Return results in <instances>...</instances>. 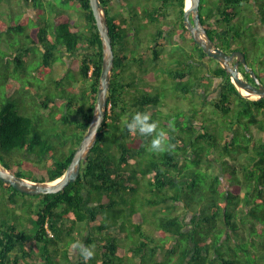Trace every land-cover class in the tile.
Returning <instances> with one entry per match:
<instances>
[{
    "label": "trees",
    "instance_id": "trees-1",
    "mask_svg": "<svg viewBox=\"0 0 264 264\" xmlns=\"http://www.w3.org/2000/svg\"><path fill=\"white\" fill-rule=\"evenodd\" d=\"M41 1L20 0L21 6L35 10L34 17L44 15ZM153 1L150 6L147 2L142 5V0H122L128 19L118 20L109 14V0H100L105 9L114 66L106 113L96 143L76 180L61 192L29 196L0 181V264H33L32 251L36 253L37 264H70L69 249L76 241L91 247L94 256L85 261L78 253L74 264H245L246 256L255 254L248 243L254 242L250 236L256 235L257 225L264 222V209L260 213L254 210L255 205L264 206V139H254L252 129L264 134V99L254 101L241 96L219 65L207 68L203 64L204 60L212 62V59L193 42L183 25L185 0ZM252 1L256 4L254 0H200L199 20L214 45L223 51H228L232 45L245 48L240 45L246 42V22L240 20L239 9ZM61 2L67 8L58 9L53 5L55 15L51 22L44 15V21L34 24L37 27L29 48L36 47L41 53L35 69L39 78H43L46 71L51 75L52 65L57 61L68 60L67 70L60 78L53 77L54 92L49 90L50 83L41 89L33 88L29 109H38V122L48 119L53 123L54 119H59L57 121H61L69 134L75 133L70 145L73 148L67 154L42 140L32 119L16 110L12 97L19 92L18 85L16 91H6L0 103V163L12 174L28 180L51 182L62 176L87 130L96 100L101 44L89 2ZM3 3L9 2L0 0V7ZM170 8L176 12L177 24L171 32L161 25ZM74 10L80 11L85 31L79 30L72 20ZM257 21L264 25V9L258 7ZM22 26V21L13 23L0 15L1 55L2 33L20 32ZM147 27L155 30L148 33L152 44L149 63L154 69L148 74L145 59H141L143 77L147 79L154 71L167 73L176 91L184 96L195 88L209 91L211 76L221 79L219 95L200 102L212 104L222 117L220 141L207 129L209 117L200 123L192 116L187 122L176 118L173 127L161 121L169 147L164 152L150 154L146 149L149 138L132 136L124 127V118L130 113L147 111L153 118L159 112L158 106L164 104L157 93L146 95L156 86H138L133 73L128 71L129 58L137 59L135 53L139 46V40L134 37L129 42L128 32L137 37ZM171 37L181 41V50L163 73L159 71H163V67L158 64L163 60L164 48L156 46V42L159 38ZM248 42L254 54L250 38ZM131 44L137 48H132ZM115 46H119L118 51ZM29 48L18 47L6 54L11 57L14 68L26 65ZM167 58L170 59L169 54ZM195 62L199 64L197 69ZM0 70H4L2 57ZM219 126L216 123L215 127ZM136 138L139 143L134 144ZM234 141L242 163L238 161V154L237 163L228 164L223 158L221 162L228 166L229 172L205 176L210 174L207 170L213 162L212 152L222 145L220 156H231ZM133 149L138 153H133ZM60 153L64 157L59 160ZM47 159L49 164L45 165ZM196 170L202 174L197 175ZM33 175L37 177L32 178ZM141 188L147 197L143 206L152 208L151 216L159 217L151 236L146 233L150 238L147 242L142 241L143 234L137 225L142 219L132 212L134 202L129 200V195ZM179 203L183 211L191 214L189 223L173 213ZM162 211L167 217L160 218ZM147 248L150 256L145 253ZM159 253L163 254L162 260L156 259ZM260 258L264 260L262 255Z\"/></svg>",
    "mask_w": 264,
    "mask_h": 264
},
{
    "label": "rangeland",
    "instance_id": "rangeland-1",
    "mask_svg": "<svg viewBox=\"0 0 264 264\" xmlns=\"http://www.w3.org/2000/svg\"><path fill=\"white\" fill-rule=\"evenodd\" d=\"M111 1V0H109ZM122 1V0H121ZM121 1H119L118 3L112 1L108 3V9L110 10L109 14L113 17H115L116 19L120 20L121 17H124L126 19L128 16V10L127 8H123L124 6L122 5ZM133 1V0H131ZM256 1V4L252 1L250 4H246L244 6H242L239 10H240V20L242 19L243 21H245V34H246V38H245V43H241L240 46H244L247 51L249 52V55L254 58L255 55H260L261 53H264V36L263 37H258L261 35H264V25H261V23H259V21H257V7L260 9H264V5L261 4V2H264V0H254ZM9 3H3L2 6L0 7V15L2 17V19L7 20V21H11L13 23H17L22 21V29L20 30V32L14 31L11 32L10 34H7L5 32L2 33V45H1V49H2V55L0 54V57H2V69H4L3 71L0 70V103L2 102V100L4 99L5 96V92L8 90H11V93L13 91H16V85H18L19 88V92L17 94L14 93L12 100L16 106V110L21 113V114H25L26 116H29L33 123L36 125L38 132L42 135V140L46 143V144H50L51 146H56L58 147L59 151H66L67 154L70 152V149L73 148L71 145L73 139H75V133H71L69 134L68 131L63 128V125L61 123V121H57L59 119H54L53 123H51L48 119H43L42 122H38L36 117H38V109L35 107H32L29 109V107L31 106V98L34 96L32 95V90L33 88L35 89H41L44 85H47L48 83H50V92H54V87L52 88V79L54 78H60L65 71L67 70V65H68V60L65 62H60L57 61L52 65V70H51V75L49 74L50 72H45L43 73L44 77L43 78H39L38 76H36L35 74V69L37 68V66L40 63V51L39 49H37L36 47H32L29 48L30 42H31V38L35 36V31H36V27L34 26V24H39V22L44 21L43 17L45 15V17L47 19L50 20V22L53 20L54 18V7L53 5H56V7L58 9H66L67 5L63 4L61 2V0H43L41 1L42 6H43V11H44V15H38L36 16L34 19H30L29 17H21V14H24V16H33L34 15V9L33 8H29V7H25V6H21L22 3L20 2V0H8ZM142 2H149L148 0H142ZM150 3L153 4L155 3L154 1L152 2V0H150ZM71 5H75L74 2H70ZM149 4V3H148ZM150 4V5H151ZM261 4V5H260ZM123 6V7H122ZM75 9V7L73 8ZM75 11V10H74ZM121 11V12H120ZM79 10L78 12H74V15H72V20L77 24L78 29L85 31L84 29V25L82 24V18H80L79 15ZM9 13V14H8ZM168 13L166 15V18L162 21L161 25L165 28V29H170V26L172 25V29L176 28V16H175V11L174 8H171L168 10ZM8 14V16L6 17V15ZM175 16V17H174ZM252 22V23H251ZM143 23V22H142ZM252 27V29H251ZM154 29V28H153ZM151 27H147L145 30H143L142 32H140L137 37L133 36V34H131L130 32H128V40L131 43L132 40L135 38L137 40H139L137 43L139 44L138 49L136 50L135 56L137 57V59H132L129 58V72L133 73V77H134V81L136 80L137 85L140 87L142 85H146V86H156V89H152L149 91V93H146L147 96H154L155 93H157V97H159L160 102H163L164 104L158 106V111L156 112L153 116V119L158 121V125H160L159 127L161 129H164L163 124L161 123V121H165L168 122L170 124V126H174V121L176 118H184V122L189 121V116H192V118L194 119V121L196 123H200L202 121H204L206 118L208 119L209 117V121L208 123V130L211 131V133L213 132L214 134H216V138L217 140L220 141L221 136H219L218 134L221 133V127L222 125H224V122L222 121V117H220L219 112H217L214 108L212 104L206 103L201 104L200 102H207L210 101L211 99L215 98L217 95V91L214 90H210V91H205L201 94V91H199V95L195 96L196 93H194L193 91L190 92L187 96L181 95L179 94V91H176V87L174 85L173 82L170 81V78L167 76L166 74H160L155 73L156 71H154V73L148 77L146 79V77H143V71H141V65L143 63V61H141V59H145V63H146V67L149 70L148 74L150 72L153 71V67L150 65L149 60L151 57V54L149 52V48L151 47V43H150V34L148 35V33L150 31H155L153 30ZM170 29V30H172ZM249 29H251L249 31ZM251 33H253L252 35L254 36V38L252 37ZM248 36V37H247ZM134 37V38H133ZM257 37V38H255ZM173 38V37H171ZM244 38V36H243ZM249 38L251 39V42L253 43L252 46H254L255 49V55L252 54L253 53V49L250 50L249 48ZM160 41V40H159ZM240 43V42H239ZM244 44V45H243ZM132 48H137V46L132 45ZM180 45L179 44H172L170 46H163L164 51H166L169 55H170V59L168 60V58L166 57V53L163 51L161 54V59H163L162 61H159V66L158 67H163V71L160 69V72L165 73L167 71V69L170 67V64L174 62V58L176 54H180ZM184 46V45H182ZM18 47L20 48H29V51L27 53V57H29V59H25L26 65L22 66L20 69H16L15 64L12 62L11 57L8 58V56H6L7 53L12 52V49H17ZM116 50L118 51V47L119 46H115ZM185 48H188V46L185 44L184 46ZM184 48V49H185ZM5 53V54H3ZM257 53V54H256ZM29 55V56H28ZM139 57V58H138ZM11 60V61H10ZM262 63L264 65V58H262ZM204 65L210 67L214 66V63L209 62L208 60H204L203 62ZM211 64V65H210ZM42 73V71H41ZM69 78V77H67ZM164 81V82H162ZM162 82V83H161ZM161 83V84H160ZM136 86V84H135ZM175 87V88H174ZM44 93L45 90H42ZM52 94V93H50ZM55 96V95H52ZM37 100V99H36ZM164 106V107H163ZM23 109H27L25 111H23ZM192 119V120H193ZM207 122V121H206ZM220 124V126L217 128L215 127V125ZM218 129V130H217ZM175 131H179V129L175 128ZM106 136H109V133H106ZM252 136L254 139H259L262 138L264 139V134L259 133V131L252 129ZM234 140L238 141L239 140L235 137ZM149 142V140H148ZM244 143H247V140H243ZM135 143H139L138 138H136ZM64 144H67V146H64ZM234 148L230 149V155L227 156H220L221 155V146H218L217 149L214 150V152H212L213 155V162L211 164V166L209 167V169L207 170L208 173L210 174H205V176H215V175H220L221 172H225L228 173L229 172V168H227L228 166H226V164H222V160L223 158L227 160L228 164H231L232 162L235 163L237 160V157L239 155V160L242 163L243 158L241 157V154H238V150L236 152L235 147L237 145V143L234 141L233 143ZM75 145V143H73V146ZM199 145V144H198ZM149 146V144H148ZM148 146H146L147 152L148 150ZM197 147V145H194V148ZM133 153H136L137 150L133 149L132 150ZM138 153V152H137ZM136 153V154H137ZM150 154H153L155 152L149 151ZM238 154V155H237ZM64 157V155L62 153H60V155L58 156V159H62ZM195 158L196 160L198 159V155L195 154ZM138 159V158H137ZM237 163V162H236ZM45 165L49 164V159L46 160V162L44 163ZM37 166V165H36ZM191 166L194 167V165L192 164ZM42 168V167H41ZM203 171L205 170V167H202ZM221 171V172H220ZM197 175L202 174L199 171H194ZM25 177H27L28 175H24ZM204 176V175H202ZM37 176H32V178H36ZM210 178H208L209 180ZM241 179V178H240ZM141 184H144L141 182ZM204 190H206V188H204ZM144 191L143 188L139 189L138 191H136L135 193H131L129 195V200L130 202H134V204L132 203V206L134 207V209L132 210V212L134 214L139 215V217H141L142 219V223H139L137 225L140 226L141 228V233L143 234L142 237V241L143 242H147V240H150L149 236H151L150 234L152 233V229H153V225H156V222L158 221V218H154L153 216H151V212H152V208H148L146 209V207H144V203L146 201V198L144 196ZM255 198V197H254ZM29 199V198H28ZM33 199V198H30ZM253 200L250 201V203H252ZM251 205L249 204V207ZM33 210L35 208V205L32 206ZM160 208V207H158ZM264 209V206L262 204H258L255 205L254 210L257 213H260L261 210ZM160 211V210H159ZM174 214H177L180 219H185L186 223H189L190 218H191V214L187 213L186 211H183L182 209V205L179 203L177 204V206L175 207V210L173 212ZM161 217L160 218H164L167 217V215L164 213V211H162V213L160 212ZM146 215V216H145ZM136 215H132V217L134 218ZM155 216V215H154ZM146 217V218H144ZM152 218H154L152 220ZM147 219L149 220V222H147ZM263 222V221H262ZM134 228V227H132ZM258 228L257 230V234L256 235H251L250 238H252L254 240V242L249 241L248 245L252 248V251L255 253L253 254H248L245 258V264H264V260L261 259V255L262 257H264V222L263 223H259L257 225ZM187 229V227H185V230ZM132 230V229H131ZM149 233L148 237L147 234ZM128 235H132V232H128ZM253 236V237H252ZM147 237V238H145ZM251 240V239H249ZM139 241H137L138 243ZM150 242V241H148ZM254 244V245H253ZM136 247V246H134ZM30 251H32V249H29ZM78 251L74 250L70 247L69 249V260H70V264H74L77 260L78 257ZM148 256H150L149 253V249L147 248L146 252H145ZM32 258H33V264H37V257H36V253H34L32 251ZM126 254L124 256V258H126ZM163 258V254L159 253L156 256V259L158 260H162ZM137 259H134V262H136ZM62 263V262H61Z\"/></svg>",
    "mask_w": 264,
    "mask_h": 264
},
{
    "label": "water",
    "instance_id": "water-1",
    "mask_svg": "<svg viewBox=\"0 0 264 264\" xmlns=\"http://www.w3.org/2000/svg\"><path fill=\"white\" fill-rule=\"evenodd\" d=\"M189 1V6H184L182 18L183 25L189 32L193 42L207 57L216 60L219 66L228 73L231 83L241 96L254 101L264 99V86L260 84L253 71L247 67L243 53L233 51L227 55L220 48L216 47L207 35L204 26L200 23V0ZM88 2L101 44V71L91 120L64 173L54 181L42 182L21 178L9 172L0 163V181L9 184L19 193L29 196L55 194L63 191L68 184L73 183L79 175L81 165L85 164L88 160L90 151L96 143L98 130L104 121L107 94L114 66V54L105 9L101 5L100 0H88ZM231 62L232 65H230ZM239 64L243 65L245 71L250 74L255 86L241 78L237 71ZM242 92L245 94L242 95Z\"/></svg>",
    "mask_w": 264,
    "mask_h": 264
},
{
    "label": "clouds",
    "instance_id": "clouds-1",
    "mask_svg": "<svg viewBox=\"0 0 264 264\" xmlns=\"http://www.w3.org/2000/svg\"><path fill=\"white\" fill-rule=\"evenodd\" d=\"M124 127L132 136L149 138L148 150L156 153L164 152L168 147L167 133L158 127V121L154 120L147 111H135L124 118ZM71 248L77 250L85 261L94 256L91 247L76 241Z\"/></svg>",
    "mask_w": 264,
    "mask_h": 264
},
{
    "label": "flooded vegetation",
    "instance_id": "flooded-vegetation-1",
    "mask_svg": "<svg viewBox=\"0 0 264 264\" xmlns=\"http://www.w3.org/2000/svg\"><path fill=\"white\" fill-rule=\"evenodd\" d=\"M112 1H114V2H116V3H118L119 1H121V0H111V1H109V2H112ZM108 2V3H109ZM141 2V1H140ZM147 3H149V5H150V1L149 2H147ZM140 4V3H139ZM142 5H145V2H142ZM151 6V5H150ZM149 6V7H150ZM244 6V5H243ZM123 7V6H122ZM124 9H125V7H123ZM171 9V8H170ZM126 10V9H125ZM121 12V11H120ZM176 13V12H175ZM169 14V13H168ZM166 15L167 14H165L164 16H163V18H166ZM175 16H176V14H175ZM174 16V17H175ZM179 22V21H178ZM260 23V22H259ZM261 25H263V24H261ZM176 27H177V24H176ZM173 27H172V25L170 26V29H172ZM170 29H168V31H172V30H170ZM264 35H261V36H258V37H263ZM177 38H180V35H178V37ZM255 38H257V37H255ZM165 39V40H164ZM173 38H169V39H166V38H159V40L160 41H157L156 42V46H159V48H162L163 46H170V45H172V44H174V43H176V44H181V41L180 40H178V41H180V42H177L176 40L174 41V40H172ZM166 41H169V42H166ZM214 43V42H213ZM216 46V45H215ZM164 47V48H165ZM217 47V46H216ZM219 48V47H218ZM230 48L231 49H229L228 51H223L222 49V51L224 52V53H226L227 55L228 54H230L231 52H233V51H240V52H242L243 53V55H244V57H245V62H246V65H247V67L249 68V69H251L252 71H253V73L255 74V76H256V78L258 79V81L260 82V84H262L263 86H264V65H263V63H262V58H264V53H261L260 55H258L257 57L255 56V59L254 58H252L248 53H247V49L246 48H243V47H236V46H234V45H232V46H230ZM245 50H246V52H245ZM166 57H168V53L166 54ZM234 61V60H233ZM232 61V62H233ZM232 62L230 63V65H232ZM212 63H214V66H212V67H210V68H215L216 67V65H219L217 62H216V60H214V59H212ZM195 69H197V67H198V62H195ZM211 65V64H210ZM197 71V70H196ZM237 71H238V73L240 74V76H241V78L243 79V80H245L247 83H249V84H251V85H253V86H255L254 85V82H253V79L251 78V76H250V74L247 72V71H245V68L243 67V65H241V64H239V66H237ZM229 76V75H228ZM211 80H212V84H211V87H210V89H209V91L211 90H214V91H217V95L216 96H218L219 95V93H220V88H221V79H219V78H215V77H212L211 76ZM194 93H196L195 94V96H197V95H199L198 93H199V91H201V94L203 93V92H205L202 88H195V89H193L192 90Z\"/></svg>",
    "mask_w": 264,
    "mask_h": 264
},
{
    "label": "bare ground",
    "instance_id": "bare-ground-1",
    "mask_svg": "<svg viewBox=\"0 0 264 264\" xmlns=\"http://www.w3.org/2000/svg\"><path fill=\"white\" fill-rule=\"evenodd\" d=\"M189 2H190L189 0H185V6H186V7H188V6H189ZM242 93H243L242 95H244V94H245L244 92H242Z\"/></svg>",
    "mask_w": 264,
    "mask_h": 264
},
{
    "label": "crops",
    "instance_id": "crops-1",
    "mask_svg": "<svg viewBox=\"0 0 264 264\" xmlns=\"http://www.w3.org/2000/svg\"><path fill=\"white\" fill-rule=\"evenodd\" d=\"M23 17H24V16H23ZM29 17H31V18H30L31 20L35 18L34 15H33V16H29Z\"/></svg>",
    "mask_w": 264,
    "mask_h": 264
}]
</instances>
